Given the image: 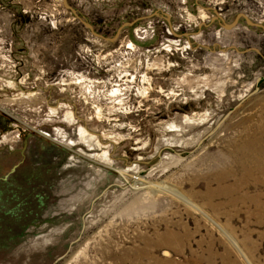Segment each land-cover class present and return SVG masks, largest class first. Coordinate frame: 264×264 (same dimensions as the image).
<instances>
[{"label":"rangeland","instance_id":"rangeland-1","mask_svg":"<svg viewBox=\"0 0 264 264\" xmlns=\"http://www.w3.org/2000/svg\"><path fill=\"white\" fill-rule=\"evenodd\" d=\"M65 3L131 24L0 0V264H264V0Z\"/></svg>","mask_w":264,"mask_h":264},{"label":"bare ground","instance_id":"bare-ground-1","mask_svg":"<svg viewBox=\"0 0 264 264\" xmlns=\"http://www.w3.org/2000/svg\"><path fill=\"white\" fill-rule=\"evenodd\" d=\"M11 87V86H13L12 85V83H10V82H7L6 83V87ZM117 90H115V92H116ZM23 95V94H22ZM24 97H25V95H24ZM53 111V110H52ZM98 111V110H97ZM54 112V111H53ZM99 112V111H98ZM185 122L187 121V122H190L191 120H189L188 118H185V120H184ZM170 127H176V126H170ZM174 129H176V128H174ZM171 130H173V129H171ZM79 134L80 135H85L86 134V132L84 131V130H80L79 131ZM261 134V133H260ZM92 138V136H90V139ZM255 145H257V149H255V150H252V148L251 147H254ZM241 146H244V147H249L248 149H249V151H253V156L255 157V158H257L259 161H260V165H258V166H256V170L255 169H251L250 167H245V165H247V163H246V160H245V156H241V161H240V159L238 158V155H236V153H231V154H229L228 156H230V158H233V165L235 166V167H237V169L238 170H240L241 172H242V174H243V177H248V174H249V171H253L254 173L257 171L258 173H260V174H262V175H264L263 174V171H264V129H263V133L261 134V136L259 137V136H255V135H251V137H249V138H246V140H245V142L244 143H242L241 144ZM261 148V151H260V154H257L256 155V151L258 150V149H260ZM102 155V154H101ZM104 155V154H103ZM264 178V177H263ZM249 179H251L252 181H253V179H252V177L251 178H249ZM264 193V192H263ZM262 195H264V194H260V197L262 196ZM262 203V202H261ZM263 204H264V202H263Z\"/></svg>","mask_w":264,"mask_h":264},{"label":"water","instance_id":"water-1","mask_svg":"<svg viewBox=\"0 0 264 264\" xmlns=\"http://www.w3.org/2000/svg\"><path fill=\"white\" fill-rule=\"evenodd\" d=\"M63 5H64L65 8L69 9V10L74 14V16H76V17L80 20V22L82 23V25H83L85 28L89 29V30L92 32V34H93L94 36L99 37V38H101V39H103V40H108V41H113V40H115V39L117 38V36H118V34H119L121 28L124 27V26H129V25L131 24V23H125V24H123V26L117 30V33H116L112 38H104V37H102V36L97 35L96 33H94V32L92 31V27H91L88 23L82 21V20L76 15L75 10H74L73 8L69 7V6L65 3V0H63ZM214 13H215V15H216V16L214 17V20L219 19L220 22H222V23H221V26H222L224 29H231V28H233V27L237 24L239 18H243V19L245 20V23H246L247 25H249V26H251V27L261 28V29L264 31V26H263V25L251 22V21L248 19V17H247L246 15L242 14V13H241V14H237L236 17H235V19H234L231 23H229V24H226L221 18H219V15H218L217 12L214 11ZM166 16H167V15H166ZM165 19H166L167 22H169L168 18H165Z\"/></svg>","mask_w":264,"mask_h":264},{"label":"crops","instance_id":"crops-1","mask_svg":"<svg viewBox=\"0 0 264 264\" xmlns=\"http://www.w3.org/2000/svg\"><path fill=\"white\" fill-rule=\"evenodd\" d=\"M18 14H19V13H18ZM29 16H30V15H29ZM25 24H27V23H25ZM16 25H18V27H23V26H25L24 23H20V22L17 23ZM16 25H15V26H16Z\"/></svg>","mask_w":264,"mask_h":264},{"label":"built area","instance_id":"built-area-1","mask_svg":"<svg viewBox=\"0 0 264 264\" xmlns=\"http://www.w3.org/2000/svg\"><path fill=\"white\" fill-rule=\"evenodd\" d=\"M177 42H179V41H177ZM173 44H174V43H173ZM174 45H177V44H174ZM166 47H168V45H165V48H166Z\"/></svg>","mask_w":264,"mask_h":264}]
</instances>
